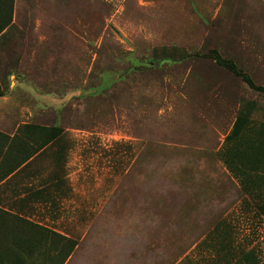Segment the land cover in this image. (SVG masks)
Listing matches in <instances>:
<instances>
[{
	"label": "rangeland",
	"instance_id": "1",
	"mask_svg": "<svg viewBox=\"0 0 264 264\" xmlns=\"http://www.w3.org/2000/svg\"><path fill=\"white\" fill-rule=\"evenodd\" d=\"M245 76L264 88L258 0H13L0 264H57L50 231L74 243L62 264H264V93Z\"/></svg>",
	"mask_w": 264,
	"mask_h": 264
},
{
	"label": "trees",
	"instance_id": "2",
	"mask_svg": "<svg viewBox=\"0 0 264 264\" xmlns=\"http://www.w3.org/2000/svg\"><path fill=\"white\" fill-rule=\"evenodd\" d=\"M2 1V2H1ZM12 2L13 0H0V35L2 34V32L7 29L10 24H11V11H12ZM4 7H7V9H4ZM244 81H246V83H248V85L256 90V91H260L264 93V88L260 87V86H256L254 85L251 80L245 76ZM2 91L0 90V96H2ZM253 105V104H251ZM249 119V113L248 112H241L236 119V122L233 125V128L230 132V134L226 137L227 140H232L235 139L236 137L239 136V134L241 133L243 127L246 125L247 121ZM62 131L59 128H52L51 129V135H52V139L54 141H57L60 133ZM50 237H52L53 242H55V247L54 249H57V246L59 244V242H63L64 244V249H67V251H65V253L63 254V257L61 259L60 262H57V264H62L63 261L65 260V258L70 254L71 249L74 246V243L72 242V240L70 238H68L67 236H64L62 234H57L55 232H48ZM43 244H38L36 246H41V247H45L46 242L43 241ZM69 247V250L68 248ZM31 249V244L30 246L28 245V250ZM50 250V248H49ZM39 254L41 252H38ZM241 257V261H243L244 263L247 264H261V262L258 260V258L256 257L257 255L255 254L254 250H247V251H242L240 253ZM28 264H34V262H28Z\"/></svg>",
	"mask_w": 264,
	"mask_h": 264
},
{
	"label": "crops",
	"instance_id": "3",
	"mask_svg": "<svg viewBox=\"0 0 264 264\" xmlns=\"http://www.w3.org/2000/svg\"><path fill=\"white\" fill-rule=\"evenodd\" d=\"M258 1L264 4V0H258ZM38 111H40V109H38ZM223 257H224L223 260H222V256H207L206 260L203 257L205 262L204 263L202 262V264H247L240 260L242 256H237V258L233 260L234 263H232L231 261V258H230L231 256H223Z\"/></svg>",
	"mask_w": 264,
	"mask_h": 264
}]
</instances>
